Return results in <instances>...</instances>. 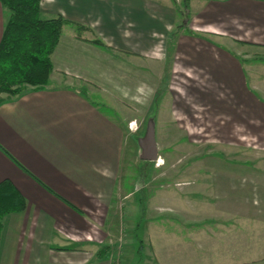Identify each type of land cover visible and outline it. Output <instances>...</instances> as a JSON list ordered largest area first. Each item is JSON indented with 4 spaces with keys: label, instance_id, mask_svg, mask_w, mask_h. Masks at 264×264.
<instances>
[{
    "label": "rangeland",
    "instance_id": "1",
    "mask_svg": "<svg viewBox=\"0 0 264 264\" xmlns=\"http://www.w3.org/2000/svg\"><path fill=\"white\" fill-rule=\"evenodd\" d=\"M147 1L148 22L118 9L121 36H92L106 47L87 58L91 83L74 79L127 131L120 176L132 197L110 217L122 211L126 227L110 232L113 262L264 264V111L250 102L264 104V69L252 67L264 48L239 41L258 0ZM150 119L152 160L138 143Z\"/></svg>",
    "mask_w": 264,
    "mask_h": 264
},
{
    "label": "crops",
    "instance_id": "2",
    "mask_svg": "<svg viewBox=\"0 0 264 264\" xmlns=\"http://www.w3.org/2000/svg\"><path fill=\"white\" fill-rule=\"evenodd\" d=\"M148 6L147 0H41L44 17L62 15L70 23L52 56L50 84L0 105V182L9 180L26 199L24 210L5 218L0 264H114L111 250L117 241L110 232H122V227L126 232V227L122 211L120 220L110 217L120 198L132 197L123 192L120 176L127 131L74 79L92 78L87 58L99 48L88 40L95 33L121 36L118 9L129 10V24L139 25ZM247 7V39L239 41L264 48V1ZM222 13L221 18L226 16ZM4 22L0 2V40ZM73 23L86 24L93 33L79 39ZM149 29L150 34L154 28ZM252 67L255 74L263 70L264 60ZM250 102L264 111L260 99ZM117 255L120 263L121 251Z\"/></svg>",
    "mask_w": 264,
    "mask_h": 264
},
{
    "label": "trees",
    "instance_id": "3",
    "mask_svg": "<svg viewBox=\"0 0 264 264\" xmlns=\"http://www.w3.org/2000/svg\"><path fill=\"white\" fill-rule=\"evenodd\" d=\"M188 5L189 0H185ZM5 9V22L0 40V105L4 93L21 95L44 89L50 84L54 69L52 55L60 41L63 27L70 23L62 15L44 17L41 0H0ZM189 6V5H188ZM82 39L87 30L73 23ZM88 40V39H87ZM91 43L106 47L103 40ZM26 208V199L9 181L0 182V238L6 216Z\"/></svg>",
    "mask_w": 264,
    "mask_h": 264
},
{
    "label": "water",
    "instance_id": "4",
    "mask_svg": "<svg viewBox=\"0 0 264 264\" xmlns=\"http://www.w3.org/2000/svg\"><path fill=\"white\" fill-rule=\"evenodd\" d=\"M154 136H155V123L153 119L149 120L148 127L146 129L145 135L138 139L140 147L143 148L142 158L144 159H155L156 152L154 151Z\"/></svg>",
    "mask_w": 264,
    "mask_h": 264
}]
</instances>
